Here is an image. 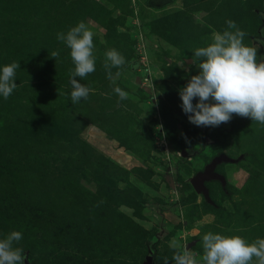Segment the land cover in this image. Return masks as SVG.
Returning <instances> with one entry per match:
<instances>
[{
  "label": "rangeland",
  "instance_id": "374dc122",
  "mask_svg": "<svg viewBox=\"0 0 264 264\" xmlns=\"http://www.w3.org/2000/svg\"><path fill=\"white\" fill-rule=\"evenodd\" d=\"M227 20L264 61V0H0V68L20 63L0 96V239L21 232L24 264H175L172 239L199 260L208 232L264 238V126L234 114L198 127L181 108L194 50L235 31ZM80 21L96 63L72 104L57 33ZM109 49L126 61L115 84ZM221 152L243 156L215 167L224 186L205 182L211 205L190 180Z\"/></svg>",
  "mask_w": 264,
  "mask_h": 264
},
{
  "label": "clouds",
  "instance_id": "9594fccd",
  "mask_svg": "<svg viewBox=\"0 0 264 264\" xmlns=\"http://www.w3.org/2000/svg\"><path fill=\"white\" fill-rule=\"evenodd\" d=\"M226 24L235 31L216 32L207 46L194 50L190 64L199 72L179 89L181 108L189 122L198 127H218L230 122L234 114L264 126V61L258 63L257 49L243 43L246 32L232 20H227ZM93 36L84 21L66 33H57V40L69 48L74 64L69 72L72 104L80 102L81 98L86 100L90 93V88L77 78L83 79L95 71ZM49 55L56 59L59 52ZM125 62L116 49L106 51L103 67L113 84L120 73L113 75L111 69L120 68ZM18 68L20 63L16 61L0 68V96L5 100L17 88ZM114 92L121 101L128 98V93L118 86ZM21 239L19 231H11L0 239V264H24L27 258L24 249L14 246ZM169 247L177 250L173 256L175 264H264V238L248 242L239 235L208 232L202 237L203 255L199 260L176 239L169 242ZM165 264H168L167 259Z\"/></svg>",
  "mask_w": 264,
  "mask_h": 264
},
{
  "label": "water",
  "instance_id": "95a60500",
  "mask_svg": "<svg viewBox=\"0 0 264 264\" xmlns=\"http://www.w3.org/2000/svg\"><path fill=\"white\" fill-rule=\"evenodd\" d=\"M264 60V54H263ZM242 154H239L236 158H232L224 153H218L214 155L201 170H198L193 174L190 180V185L192 186L195 192L201 194L204 201L207 203L214 205L213 200L209 197L208 188L205 186V182L208 181H218L221 186H224L226 180L224 176L215 171V167L220 163H234L238 159L242 158ZM149 259L148 257L146 258Z\"/></svg>",
  "mask_w": 264,
  "mask_h": 264
}]
</instances>
